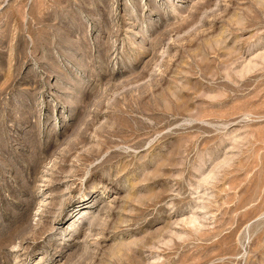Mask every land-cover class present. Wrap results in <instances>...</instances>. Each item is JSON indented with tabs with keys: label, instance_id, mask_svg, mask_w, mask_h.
<instances>
[{
	"label": "rangeland",
	"instance_id": "rangeland-1",
	"mask_svg": "<svg viewBox=\"0 0 264 264\" xmlns=\"http://www.w3.org/2000/svg\"><path fill=\"white\" fill-rule=\"evenodd\" d=\"M0 264H264V0H0Z\"/></svg>",
	"mask_w": 264,
	"mask_h": 264
}]
</instances>
